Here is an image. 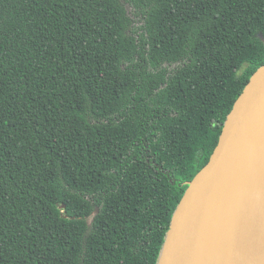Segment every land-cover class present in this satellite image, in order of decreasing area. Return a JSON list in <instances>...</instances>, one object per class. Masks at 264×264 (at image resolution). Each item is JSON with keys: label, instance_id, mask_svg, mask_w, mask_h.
I'll use <instances>...</instances> for the list:
<instances>
[{"label": "trees", "instance_id": "16d2710c", "mask_svg": "<svg viewBox=\"0 0 264 264\" xmlns=\"http://www.w3.org/2000/svg\"><path fill=\"white\" fill-rule=\"evenodd\" d=\"M262 66L264 0H0V264H159Z\"/></svg>", "mask_w": 264, "mask_h": 264}, {"label": "water", "instance_id": "95a60500", "mask_svg": "<svg viewBox=\"0 0 264 264\" xmlns=\"http://www.w3.org/2000/svg\"><path fill=\"white\" fill-rule=\"evenodd\" d=\"M159 264H264V66L189 182Z\"/></svg>", "mask_w": 264, "mask_h": 264}]
</instances>
